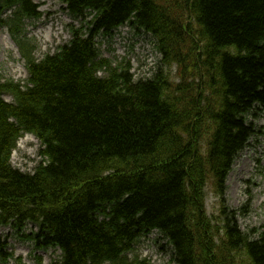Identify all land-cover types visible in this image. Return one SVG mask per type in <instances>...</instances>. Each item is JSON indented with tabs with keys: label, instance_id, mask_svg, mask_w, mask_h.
<instances>
[{
	"label": "trees",
	"instance_id": "trees-1",
	"mask_svg": "<svg viewBox=\"0 0 264 264\" xmlns=\"http://www.w3.org/2000/svg\"><path fill=\"white\" fill-rule=\"evenodd\" d=\"M62 1L81 25L38 61L22 37L37 6L0 0L29 71L25 85L0 77V226L60 250L51 264H151L129 253L155 231L176 264H264V224L242 230L226 199L236 158L264 135V0ZM126 23L162 54L149 78L97 46ZM25 133L41 144L33 173L11 162ZM207 186L221 199L215 220Z\"/></svg>",
	"mask_w": 264,
	"mask_h": 264
},
{
	"label": "rangeland",
	"instance_id": "rangeland-1",
	"mask_svg": "<svg viewBox=\"0 0 264 264\" xmlns=\"http://www.w3.org/2000/svg\"><path fill=\"white\" fill-rule=\"evenodd\" d=\"M32 1L38 5L42 16L39 19L25 20L24 37L34 43L35 57L42 59L72 39L70 24L73 21L64 13L63 8L66 6L61 0ZM74 25L80 26V21ZM96 41L103 56L114 64L124 59L129 60L132 72L137 77H151L161 58L155 52L150 37L135 27H121L113 38L100 35ZM176 72L177 67H173L172 75L175 76ZM0 77L2 81L12 79L21 83H25L28 78L26 60L5 27H0ZM5 99L13 101L9 94L5 95ZM256 125L264 132V114L256 120ZM22 139L13 151L12 164L24 172L33 173L41 160L40 142L32 134H27ZM228 185V204L238 212V222L242 229L261 227L264 224V135L253 137L249 146L239 155L229 175ZM205 202L208 215H217L220 197L215 196L208 187ZM0 241L7 243L9 251L16 258H21V264H38L37 257L41 258V264H51L62 255L60 250H35L31 242L20 240L7 227H0ZM133 255L147 259L151 264H175L170 245L159 239L157 233L143 239ZM10 264L18 263L11 261Z\"/></svg>",
	"mask_w": 264,
	"mask_h": 264
},
{
	"label": "bare ground",
	"instance_id": "bare-ground-1",
	"mask_svg": "<svg viewBox=\"0 0 264 264\" xmlns=\"http://www.w3.org/2000/svg\"><path fill=\"white\" fill-rule=\"evenodd\" d=\"M49 29H50V28H49ZM41 32H42V30L39 31V33H41ZM22 140H23V139H21L20 142H22Z\"/></svg>",
	"mask_w": 264,
	"mask_h": 264
}]
</instances>
